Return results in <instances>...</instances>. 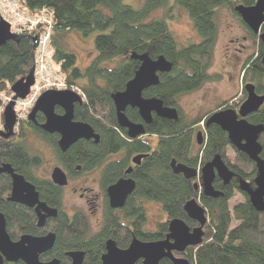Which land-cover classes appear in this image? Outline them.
<instances>
[{"label": "trees", "instance_id": "obj_1", "mask_svg": "<svg viewBox=\"0 0 264 264\" xmlns=\"http://www.w3.org/2000/svg\"><path fill=\"white\" fill-rule=\"evenodd\" d=\"M144 0L140 9L122 4V0H21L23 11L31 16L46 14L52 20V60L57 72L69 85L81 88L85 96L81 104L74 107V120L88 124L99 135V142L79 140L65 152L57 147L56 137L44 133L38 126L25 122L52 147L57 162L75 177L79 173L99 170V184L105 205L99 231L90 235L87 217L81 212L69 216L62 210V189L48 181H36L33 168L41 165V156L30 150L24 124L13 132L12 137L0 136V164L10 165L13 171L34 184L40 198L52 208L58 209L55 217L46 220L42 228L36 226L33 212L21 205L4 199L11 189V178L0 175V212L6 220V231L12 241L24 235L44 236L55 234L51 250L39 256L41 262L57 259L59 264H70L69 252L84 253L83 264H101L105 243L113 240L120 249L128 248L133 238L142 242H156L168 234V222L183 220L190 229L199 224L187 217L184 206L196 201L205 209L207 222L203 226L202 243L188 247L182 253L173 252L178 259L189 264H264V212H257L247 196L238 189V180H252L256 166L247 156L238 152L229 143L227 134L215 124L206 125L207 119L222 109L236 110L245 98L242 88L240 96L221 102L215 111L202 117L186 118L180 109L181 96L198 90L211 81L208 70L217 38L216 15L219 8L234 12V4L251 6L255 0ZM176 7L185 11L193 28L199 35L197 43H188L179 48L166 19ZM163 9V15L152 14ZM244 25V24H243ZM244 27H246L244 25ZM247 29V27H246ZM264 29V27H263ZM79 32L88 36L98 31L94 39L96 56L81 70L76 67V56L61 44L66 33ZM257 45V53L249 57L243 68L242 82H251L257 94H264V44L257 35L248 30ZM38 32L20 35L18 41H7L0 47V93L11 94V87L26 78L33 66L32 52L36 47ZM131 53H149L152 58L163 56L172 64L169 73L159 74V83L143 92L144 98H158L164 105L177 110V120L153 116L149 125H144L145 135L134 139L126 136L116 121L111 95L122 92L137 70L138 62L130 58ZM114 63L112 66L110 63ZM238 100V102H236ZM0 126L4 129L1 112ZM58 114L59 108L55 109ZM126 117L132 123H142L136 109L127 108ZM251 124L264 126V104L247 117ZM44 121L38 113L36 122ZM202 127L203 143L193 152L195 134ZM152 138V144L146 139ZM264 159V132L259 137ZM142 155L139 165L131 158ZM219 155L224 164L235 175L228 185L215 178L213 187L222 196L208 198L201 189H195L197 179L188 180L174 174L170 163L199 169ZM112 156H118L110 160ZM76 167H80L76 171ZM132 168L126 175L128 168ZM130 177L135 189L121 210L111 209L106 200V188L119 179ZM236 194L243 202L230 206ZM143 201H153L165 216L153 230L146 229V210ZM3 264H22L21 262ZM135 264H142L138 261ZM160 264H173L165 258Z\"/></svg>", "mask_w": 264, "mask_h": 264}, {"label": "water", "instance_id": "obj_2", "mask_svg": "<svg viewBox=\"0 0 264 264\" xmlns=\"http://www.w3.org/2000/svg\"><path fill=\"white\" fill-rule=\"evenodd\" d=\"M234 11L264 44V31L261 32L264 25V0H255L254 5L249 7L237 5L234 7ZM19 39L20 36L12 34L9 25L0 18V47L7 41L16 42ZM33 54L32 52L33 66L28 75L11 87L14 96L3 112L6 132H0V136L4 138L13 135L14 100L24 99L34 83ZM130 58L138 62L137 70L133 78L127 82L125 89L112 94L111 99L118 126L126 131L127 138L134 139L145 135L144 125L151 124L153 116L175 121L178 119V113L176 109L166 107L163 101L158 98L143 97L145 90L158 85L159 74L171 71L172 64L163 56L152 58L149 53H131ZM262 63H264V56ZM243 90L246 93V98L237 112L232 109L217 111L207 119L206 125L215 124L220 127L227 134L231 146L255 163L257 174L253 179L254 188L245 180H239L238 189L248 197L251 206L257 212H264V159L260 156L262 146L258 141L259 136L264 132V126L251 124L247 121V117L256 113L264 104V94L258 95L252 83L245 84ZM81 103V98L71 91H45L31 109L28 121L37 125L36 116L38 113L42 114L45 122L38 126L46 134L59 136L58 147L61 152H65L79 140H92L94 143H98L99 135L88 124L74 120V107ZM56 108L61 109L63 113L57 114ZM127 108L136 109L142 123H132L125 115ZM202 135L201 131L195 134L198 145L202 144ZM142 158V155L134 156L131 158V162L137 166ZM170 167L174 174H181L185 179L193 180L199 177L200 183H195L194 187L201 189L203 196L208 198L222 196V193L213 187L215 178H218L223 185H228L234 177V173L228 169L219 155L214 156L200 170L177 163L175 160L171 161ZM76 169L80 170V167ZM131 171L132 168H128L126 175H129ZM1 173L9 175L12 181L9 201L34 208L38 216V228L44 226L46 218L57 215L55 209L48 208L39 201L35 187L22 175L15 173L10 165L0 166ZM51 180L61 188L67 185V176L59 167L53 169ZM135 186V181L127 177L119 179L107 187L106 197L109 207L113 210H121L127 198L133 193ZM184 211L190 220L199 224L198 227L190 229L183 220L173 219L168 222V234L165 239L156 242H142L133 238L126 249L118 248L111 239L107 240L101 264H135L138 261H142V264H160V261L165 258L173 264H189L185 259L175 258L173 252L182 253L186 248L202 243V228L207 222V217L205 209L194 200L185 204ZM54 242L55 234L53 233L42 237L24 235L18 241H12L6 232L5 218L0 213V264H3L4 261L8 263L21 262L22 264H59L57 259L45 263L39 260L40 255L51 250ZM66 255L71 260L70 264H83V252L74 251Z\"/></svg>", "mask_w": 264, "mask_h": 264}, {"label": "rangeland", "instance_id": "obj_3", "mask_svg": "<svg viewBox=\"0 0 264 264\" xmlns=\"http://www.w3.org/2000/svg\"><path fill=\"white\" fill-rule=\"evenodd\" d=\"M169 1L171 6L173 0ZM143 3L144 0H122V4L131 6L134 9H140ZM170 13L171 18L166 19V23L175 36L179 48L186 46L188 43H197L200 37L194 30L192 22L185 11L173 7ZM162 15L163 9H159L152 14L153 17ZM216 21L217 38L208 70L212 79L203 84L198 90L180 97V109L186 118L202 117L211 111H215L221 102L237 97L244 85V82H241L244 64L249 57L257 53V45L229 9L225 7L219 8ZM5 23L8 24L7 22ZM98 34V31H93L88 36H83L81 33L74 31L64 35L61 44L67 51L76 56V67L79 69L84 70L96 56L94 39ZM52 63L57 70L58 68L53 60ZM114 63L116 62L109 65L112 66ZM198 131H202V127L199 130L197 129ZM152 138L147 137L146 139L152 144ZM25 143L30 150L41 156V165L36 169L38 176L46 177L52 171L53 166L57 165V167H60L55 160V153L52 147L41 136L30 133ZM197 149L198 147L195 146L193 152H196ZM116 157L118 156H112L109 159L112 160ZM84 190H87V192H84ZM84 193L94 201L95 211H92L86 205L85 198H80V195H84ZM243 201L244 198L236 194L230 201V206L232 207L234 204ZM104 205V195L99 184V170L79 173V175L71 179L68 187L62 189V210L69 216L75 212H82L88 219L90 235L96 234L101 227ZM143 206L146 210L147 230L155 229L157 222L166 219L157 203L143 201Z\"/></svg>", "mask_w": 264, "mask_h": 264}, {"label": "built area", "instance_id": "obj_4", "mask_svg": "<svg viewBox=\"0 0 264 264\" xmlns=\"http://www.w3.org/2000/svg\"><path fill=\"white\" fill-rule=\"evenodd\" d=\"M20 3L21 0H0V18L9 24V30L12 34L20 36L36 30L38 32L34 49V83L25 99H18L14 102L15 123L13 131H17L21 124H25L37 99L45 91L69 90L78 95L82 101L85 98L80 88L67 84L54 68L51 60L53 27L51 18L46 14L31 16L21 9ZM1 99L4 105L10 101V98L3 95Z\"/></svg>", "mask_w": 264, "mask_h": 264}, {"label": "flooded vegetation", "instance_id": "obj_5", "mask_svg": "<svg viewBox=\"0 0 264 264\" xmlns=\"http://www.w3.org/2000/svg\"><path fill=\"white\" fill-rule=\"evenodd\" d=\"M232 2L233 3H235V0H232ZM255 3V2H254ZM237 5H242V4H239V3H235L234 4V7L235 6H237ZM254 5V4H253ZM244 6V5H243ZM252 6V5H251ZM246 7H248V6H246ZM235 12V11H234ZM239 17V16H238ZM237 18V17H236ZM240 18V17H239ZM238 19V18H237ZM240 20H241V18H240ZM240 23L243 25L244 23L242 22V20L240 21ZM245 25V24H244ZM243 25V26H244ZM246 26V25H245ZM247 27V26H246ZM246 27H244L245 29H246ZM263 27H264V25L262 26V28H261V32H263L264 31V29H263ZM247 32H248V30L250 31V29L247 27ZM253 33V32H252ZM254 34V33H253ZM256 35V34H255ZM258 37V36H257ZM244 39H246V38H244ZM259 39V38H258ZM242 82V81H241ZM247 83H250V82H245L244 83V85L245 84H247ZM244 85H243V87H244ZM242 87V88H243ZM242 92V91H241ZM241 95V93L238 95V96H240ZM258 95H260V94H258ZM245 98H246V93H245ZM245 98H244V100H245ZM243 100V101H244ZM236 102H238V100H236ZM243 103V102H242ZM242 103H240V105L242 104ZM239 105V106H240ZM239 106H238V108L236 109V110H234V111H238V109H239ZM61 110V109H60ZM57 113V112H56ZM63 112H62V110H61V113H59V114H62ZM58 114V113H57ZM43 116V115H42ZM250 116V115H249ZM44 117V116H43ZM248 121V120H247ZM45 122V119H44V121L43 122H40V123H37V125L35 124V126H38V125H40V124H43ZM24 127H25V129H26V134H27V136L30 134V133H35L32 129H30V128H27V126L24 124ZM39 127V126H38ZM41 130V129H40ZM0 132H6L5 131V129H0ZM36 134V133H35ZM202 134H203V139H204V132H202ZM52 135H54L55 137H56V141H57V147H58V141H59V136L57 135V134H52ZM12 137V136H11ZM260 137V136H259ZM259 141V140H258ZM59 148V147H58ZM60 150V149H59ZM262 153V152H261ZM260 156H261V154H260ZM262 158V157H261ZM55 160H56V162H57V157H56V154H55ZM58 163V162H57ZM59 164V163H58ZM2 165H4V164H0V166H2ZM60 165V164H59ZM38 167H36V168H33V173H34V178H35V180L36 181H39V182H41V181H48V182H51L53 185H55L53 182H52V180H51V173H52V171H53V169H55V168H57V165L56 166H53L52 167V171L50 172V173H48L49 175L48 176H46V177H40V176H38L37 174H36V169H37ZM59 168H61L62 170H63V172L66 174V176H67V185L66 186H64V187H68L69 185H70V181H71V179L72 178H74V177H72V176H70V174H69V172L64 168V167H62L61 165H60V167ZM77 168V167H76ZM200 170V169H199ZM76 171H79V170H77L76 169ZM1 174H5V173H1ZM0 174V175H1ZM256 176V175H255ZM76 177V176H75ZM255 178V177H254ZM253 178V179H254ZM253 179L252 180H245L246 182H248V183H250L251 184V186L254 188V184H253ZM238 180V182H239V180H242L241 178L240 179H237ZM27 181V180H26ZM197 182L199 183L200 182V178L198 177L197 178ZM31 183V182H30ZM32 184V183H31ZM34 187H35V190H36V192L38 193V198H39V201L41 202V203H44L48 208H51V209H55L56 211H58V209H56V208H52V207H50V206H48L47 204H46V202L45 201H43L41 198H40V194H39V192L37 191V187L34 185V184H32ZM55 186H57V185H55ZM58 187V186H57ZM64 187H59V188H61V189H63ZM11 188H12V181H11ZM74 191H76V189H74ZM84 192H87V190H84ZM10 193H11V189H10V192L8 193V195L7 196H5L4 197V199L6 200V201H8V202H11V201H9V197H10ZM105 195H106V192H105ZM80 198L81 199H84L85 198V201H86V205H88L89 207H90V209L93 211H95V209H94V205H95V203H94V201H92V199L90 198V196H87V194H85L84 193V195L82 194V195H80ZM106 200H107V197H106ZM104 202H105V198H104ZM11 203H13V202H11ZM14 204H17V203H14ZM107 204H108V200H107ZM18 205H20V204H18ZM21 206H23V205H21ZM109 206V205H108ZM23 207H25V208H27V209H29V210H31L32 212H33V214L35 215V218H36V226H37V220H38V216H37V214H36V212H35V209L34 208H28V207H26V206H23ZM65 212V211H64ZM1 213V212H0ZM42 214H43V212H41ZM66 213V212H65ZM82 213V212H81ZM2 214V213H1ZM3 215V214H2ZM4 216V215H3ZM5 218V217H4ZM52 218V217H51ZM47 219H49V218H46V220ZM46 220H45V222H46ZM5 222H6V220H5ZM7 232V231H6ZM49 233H52V232H49ZM48 233V234H49ZM54 234V233H53ZM47 235V234H46ZM31 236H33V235H31ZM45 236V235H44ZM34 237H42V236H34Z\"/></svg>", "mask_w": 264, "mask_h": 264}, {"label": "bare ground", "instance_id": "obj_6", "mask_svg": "<svg viewBox=\"0 0 264 264\" xmlns=\"http://www.w3.org/2000/svg\"><path fill=\"white\" fill-rule=\"evenodd\" d=\"M36 43H37V41H36ZM35 49V48H34ZM34 53V52H33ZM34 55V54H33ZM51 56H52V52H51ZM73 86H76V85H73ZM76 87H78V86H76ZM78 88H80V87H78ZM81 89V88H80ZM5 96V97H8V98H10V101L8 102V104L11 102V100H12V97L14 96L13 95V93L11 92V94L10 95H8V94H5V93H0V100H1V103H2V105H1V112L3 113L4 112V110H5V108H6V106L8 105H4L3 104V102H2V99H1V96ZM25 99V98H24ZM18 100V99H17ZM19 100H22V99H19ZM16 100H14V102H15ZM222 110H225V109H222ZM222 110H219V111H222ZM28 121V120H27ZM26 121V122H27ZM203 136V135H202ZM202 143H203V140H202ZM195 144H196V146L197 147H200L201 145H198L197 144V141H196V139H195ZM234 148V147H233ZM263 159V158H262ZM255 164V163H254ZM256 174H257V171H256ZM235 175V174H234ZM256 177V176H255ZM242 180H244V179H242ZM240 191V190H239ZM242 193V192H241ZM248 198V197H247Z\"/></svg>", "mask_w": 264, "mask_h": 264}]
</instances>
